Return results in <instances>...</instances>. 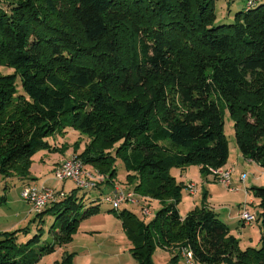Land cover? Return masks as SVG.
<instances>
[{
	"label": "trees",
	"instance_id": "trees-1",
	"mask_svg": "<svg viewBox=\"0 0 264 264\" xmlns=\"http://www.w3.org/2000/svg\"><path fill=\"white\" fill-rule=\"evenodd\" d=\"M217 1L65 0L64 9L58 0H0V65L15 69L0 73V173L29 177L37 152L59 148L48 138L74 128L88 142L73 155L101 177L96 189L117 186L162 205L149 223L119 214L140 264H156L157 246L175 253L168 264H182L183 249L196 264H264V186L250 188L260 200L261 247L242 249L207 205L180 213L187 184L170 173L226 168L220 100L242 155L264 165V0L229 24H216ZM116 155L129 187L115 184ZM80 190L89 191L76 187L38 211L32 236L29 228L1 232L0 264H35L69 240L99 211L97 203L80 214ZM46 215L56 216L58 236L37 248Z\"/></svg>",
	"mask_w": 264,
	"mask_h": 264
},
{
	"label": "rangeland",
	"instance_id": "rangeland-1",
	"mask_svg": "<svg viewBox=\"0 0 264 264\" xmlns=\"http://www.w3.org/2000/svg\"><path fill=\"white\" fill-rule=\"evenodd\" d=\"M257 1L259 0H253L251 4H255ZM247 2L248 0H218L215 4L216 24L233 23L236 13L247 8ZM58 3L61 8H69L65 0H58ZM120 36H124L123 31L120 33ZM14 71L15 69L8 65H0V73H11ZM88 92V90L79 92L77 93V97L84 100ZM219 104L224 114L225 134L230 147L226 166L231 165L232 169L234 166L233 185L240 189L239 191H230L222 182L215 180L212 174L202 172L199 165L174 166L170 170L171 175L176 178L178 183L187 184L186 188L183 187L178 207L182 213L186 214L190 208L193 209L197 205H207L229 226L231 234L238 239L242 249L248 247L260 248L262 238L261 220L258 221L257 219L245 225L240 221L238 215L241 209L240 206L245 202H249L248 208L253 214L255 213L257 217L260 215V200L252 193L250 188L251 186H264V165L251 161L242 155L236 142L234 121L225 102L220 100ZM83 138L84 136L80 131L74 128H66L65 133H57L55 136L48 138L53 145L59 148L55 151L43 149L37 152L33 157L32 170L38 173V177H41V179H48V183L52 188L55 187L57 182L54 179V166L63 158L76 153V149L78 153L81 152L88 142V138L85 137L82 140ZM118 145L119 143L115 145L112 150L113 153ZM86 168L90 169L89 166ZM115 168L117 170L115 184L121 187H129L127 182L128 171L121 155H116ZM243 175L247 176L245 182L241 181V176ZM188 181H192L198 185L199 191L197 195H191L188 189ZM61 182L66 185L67 191L77 187L76 183L72 180ZM23 185L22 180L17 175L6 177L0 173V233L29 228L32 236L33 231L37 228L34 222L37 210L32 208L30 203L22 198L21 191L24 187ZM246 187L249 188L248 194H246ZM88 190L85 191L86 193H82L84 190L78 192L80 193V197H84V207L80 210V214L82 215L88 207L97 203L100 204L99 211L82 219L77 225V230L69 240L57 245L55 251L43 255L35 264H59L66 255L72 256L73 264L139 263L131 251L132 243L124 226V220L119 214L125 210L132 211L135 220L149 223L161 208L160 201L153 197H145L139 193L138 197L136 194L139 202H125L119 210L114 211L112 204L107 200L109 194H111L109 189H105L102 192L96 188ZM250 201L253 202L251 203ZM144 206L150 207L149 210L151 209L150 211L152 212L150 215H145ZM44 220V235L42 241L36 245L37 248L55 242L58 236L55 230H51L56 216L46 215ZM166 256L167 254L163 248L159 246L155 248L153 259L156 264H168L169 261Z\"/></svg>",
	"mask_w": 264,
	"mask_h": 264
},
{
	"label": "built area",
	"instance_id": "built-area-1",
	"mask_svg": "<svg viewBox=\"0 0 264 264\" xmlns=\"http://www.w3.org/2000/svg\"><path fill=\"white\" fill-rule=\"evenodd\" d=\"M253 0H248L247 5H250ZM232 170H227L226 172H214L211 173L213 176H218L223 179V184L227 186L230 191H239V187L233 185ZM55 178L59 181L72 180L76 183L77 187L84 189H93L97 185H91V176L83 172L82 163L76 162V155L66 157L61 164L56 168ZM247 176H241V181L245 182ZM188 189L191 194H196L197 184L194 182L188 183ZM132 190H119L117 186L114 187L111 195L107 200L112 204L114 210H119L120 207L125 203H137L135 200L130 199V192ZM249 193V188L246 187V194ZM22 198L27 200L32 208L38 211H42L51 203L57 201L60 198H63L67 195V192L63 190H56L52 187H48L44 184H28L25 185L21 191ZM249 203L245 202L239 212V218L242 223L245 225L250 224L257 220V215L252 213L248 208ZM145 215H150L151 211L148 208H143ZM181 255V254H180ZM182 264H192L185 260V257H182Z\"/></svg>",
	"mask_w": 264,
	"mask_h": 264
},
{
	"label": "crops",
	"instance_id": "crops-1",
	"mask_svg": "<svg viewBox=\"0 0 264 264\" xmlns=\"http://www.w3.org/2000/svg\"><path fill=\"white\" fill-rule=\"evenodd\" d=\"M65 158H63L59 163H57L55 166H54V170H56V168L61 164V162L64 160ZM250 160V159H249ZM251 161H253V160H251ZM225 167H227V168H232L231 167V165L230 166H226L225 165ZM31 174H30V176L29 177H26V178H21V177H19L21 180H22V182H23V186H25V185H28V184H34V183H37V184H44V185H46V186H48V187H51L50 185H49V183H48V179H41V177H38V173H36L34 170H32V166H31ZM55 172V171H54ZM55 176V175H54ZM233 177H234V175H233ZM54 179H55V181L57 182L56 183V185H55V187H53L54 189H56V190H58V191H60V190H63V191H67V188H66V185L64 184V183H62L61 181H59V180H57L55 177H54ZM52 180H53V178H52ZM68 180H70V179H68ZM215 180H217V179H215ZM65 181H67V180H65ZM64 181V182H65ZM219 182H221L220 180H218ZM188 182H190V181H188ZM105 189H109L110 191H112V186H106V185H104V186H102V190H101V192L102 191H104ZM197 192H196V194H191V195H193V196H195V195H197V193H198V191H199V188H198V185H197ZM72 190H73V188H72ZM72 190H70V191H67V193L69 194ZM65 191V192H66ZM251 203L253 202V201H250ZM249 203V202H248ZM243 205V204H242ZM241 205V206H242ZM241 206H240V208H241ZM179 208V207H178ZM192 208H190V209H188V211H187V213L191 210ZM179 211H180V209H179ZM180 213L183 215V216H185L186 214H184V213H182L181 211H180ZM238 218H239V215H238ZM240 219V218H239ZM12 226H14V225H12ZM6 228H12V227H6ZM5 228V229H6ZM7 230V229H6ZM165 252H166V254H167V258H168V261H170V259L172 258V256L174 255L173 253V251L171 250V249H163ZM173 252V253H172ZM138 261V260H137ZM167 261V262H168ZM179 263H182V260L180 259V261H179ZM135 264H139L138 262H135Z\"/></svg>",
	"mask_w": 264,
	"mask_h": 264
},
{
	"label": "bare ground",
	"instance_id": "bare-ground-1",
	"mask_svg": "<svg viewBox=\"0 0 264 264\" xmlns=\"http://www.w3.org/2000/svg\"><path fill=\"white\" fill-rule=\"evenodd\" d=\"M71 156H73V155H71ZM76 162L77 163H82L83 172L84 173H87L89 176H91V185H96V182L97 181H101L102 180L100 176H96L90 170L84 169V164L77 157V155H76ZM230 169H232V168H228V169H223V168H220V169H212L210 171H212V173H214V172H226L227 170H230ZM232 174H233V170H232ZM216 177L218 178V180H220L223 183V179L222 178H219L218 176H216ZM117 189L124 190L125 188L122 189V188L117 187ZM130 199L131 200H135V202H138V199L136 198V193L134 191H131L130 192ZM144 208H148V207H144ZM148 210H149V208H148ZM182 253H183L186 261H188L189 263H192V264H196V263H194L193 258L190 256V254L188 253V251H186L185 249H183V252Z\"/></svg>",
	"mask_w": 264,
	"mask_h": 264
}]
</instances>
